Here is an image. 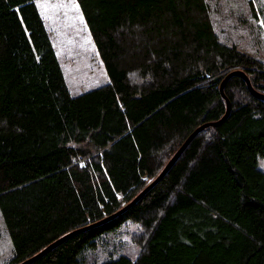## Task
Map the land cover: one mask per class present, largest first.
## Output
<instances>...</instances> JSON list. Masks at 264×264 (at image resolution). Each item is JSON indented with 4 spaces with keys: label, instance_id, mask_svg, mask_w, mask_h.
Returning a JSON list of instances; mask_svg holds the SVG:
<instances>
[{
    "label": "trees",
    "instance_id": "obj_1",
    "mask_svg": "<svg viewBox=\"0 0 264 264\" xmlns=\"http://www.w3.org/2000/svg\"><path fill=\"white\" fill-rule=\"evenodd\" d=\"M35 1L0 0L3 264L129 202L223 115L233 67L263 96L231 75L228 115L161 179L28 264H264V60L219 40L207 0H77L108 79L73 94Z\"/></svg>",
    "mask_w": 264,
    "mask_h": 264
},
{
    "label": "rangeland",
    "instance_id": "obj_2",
    "mask_svg": "<svg viewBox=\"0 0 264 264\" xmlns=\"http://www.w3.org/2000/svg\"><path fill=\"white\" fill-rule=\"evenodd\" d=\"M35 2L69 91L76 94L107 81L103 63L89 35L77 0ZM207 2L209 17L219 40L233 43L240 50L264 60V0ZM263 161L259 159L258 166L264 167ZM3 222L0 211V264L7 262L12 254V241ZM130 245V251H136L135 243Z\"/></svg>",
    "mask_w": 264,
    "mask_h": 264
},
{
    "label": "water",
    "instance_id": "obj_3",
    "mask_svg": "<svg viewBox=\"0 0 264 264\" xmlns=\"http://www.w3.org/2000/svg\"><path fill=\"white\" fill-rule=\"evenodd\" d=\"M231 75H239V76H241L244 79V82H246V85H247L249 91L252 93V95H255V96H258V97L263 96V94H261L256 89H254V87L251 85L249 77H248V75L245 73V71L243 69H241L240 67H233L232 69H230L224 75L222 80L219 82V91H220V94H221V96L223 97V99L225 101V108H224L225 111H224L223 115L220 118H218L217 120H213V121H210V122L209 121L201 122V124H199L198 126L193 128L192 131L187 136H185V138L180 143V145L176 148V150H174V152L171 153V156L165 162V164L160 169V171L157 173V175L155 177H153V179L149 183H147L140 191H138V193L129 202H127L125 205H122L121 208H119L118 210H116L115 212H113L110 215H107V216H105V217H103V218H101V219H99V220H97L95 222H92V223H90L88 225L73 229V230L69 231V233L66 232V233L60 235L59 237L55 238L54 240H52L51 242L46 244L44 247H42L36 253H34L31 256L21 260L20 262H17V264H28L29 262H31V261L37 259L38 257H40L41 255H43L46 251L50 250L51 248H53L54 246L59 244L65 238L69 237L72 233H76V232H78V231H80L82 229H85L87 227L99 224V223L103 222L104 220L115 216L116 214H118L119 212L124 210L126 207L130 206L131 204H134V202L137 201L152 185H154L159 179H161V177L164 176V174L170 168L172 163L175 162V160L178 158L180 153L186 147L188 142L193 138V136H195L197 134L198 131H200L205 126L217 125L218 123H220L228 115L229 108H230V102H229V99L227 98V96H225V94L223 92V86H224L226 80Z\"/></svg>",
    "mask_w": 264,
    "mask_h": 264
}]
</instances>
